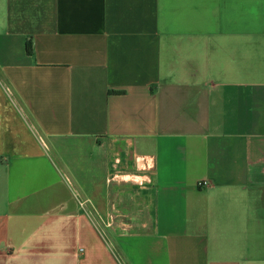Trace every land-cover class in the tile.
Wrapping results in <instances>:
<instances>
[{
    "label": "crops",
    "instance_id": "1",
    "mask_svg": "<svg viewBox=\"0 0 264 264\" xmlns=\"http://www.w3.org/2000/svg\"><path fill=\"white\" fill-rule=\"evenodd\" d=\"M0 264H264V0H0Z\"/></svg>",
    "mask_w": 264,
    "mask_h": 264
},
{
    "label": "trees",
    "instance_id": "2",
    "mask_svg": "<svg viewBox=\"0 0 264 264\" xmlns=\"http://www.w3.org/2000/svg\"><path fill=\"white\" fill-rule=\"evenodd\" d=\"M26 52H27V54H31V48H30L29 44H27Z\"/></svg>",
    "mask_w": 264,
    "mask_h": 264
},
{
    "label": "built area",
    "instance_id": "3",
    "mask_svg": "<svg viewBox=\"0 0 264 264\" xmlns=\"http://www.w3.org/2000/svg\"><path fill=\"white\" fill-rule=\"evenodd\" d=\"M206 183H202V184H199V185H205Z\"/></svg>",
    "mask_w": 264,
    "mask_h": 264
}]
</instances>
